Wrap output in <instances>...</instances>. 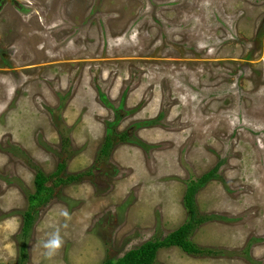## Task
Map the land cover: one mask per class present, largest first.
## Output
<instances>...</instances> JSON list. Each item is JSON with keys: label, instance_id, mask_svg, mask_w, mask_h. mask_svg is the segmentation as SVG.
Masks as SVG:
<instances>
[{"label": "rangeland", "instance_id": "374dc122", "mask_svg": "<svg viewBox=\"0 0 264 264\" xmlns=\"http://www.w3.org/2000/svg\"><path fill=\"white\" fill-rule=\"evenodd\" d=\"M114 111L129 140L94 162ZM61 158L88 173L38 209L23 264H100L164 236L213 166L190 239L217 253L159 248L155 264H264V0H0V264H19L35 168Z\"/></svg>", "mask_w": 264, "mask_h": 264}, {"label": "trees", "instance_id": "16d2710c", "mask_svg": "<svg viewBox=\"0 0 264 264\" xmlns=\"http://www.w3.org/2000/svg\"><path fill=\"white\" fill-rule=\"evenodd\" d=\"M99 94V99L104 104H109L106 97L102 93ZM160 115H157V117ZM156 117V118H157ZM119 120L118 112L114 111V119L105 122V131L102 142L97 150V154L94 158V162H100L105 160L111 148L117 140L124 141L129 140L126 133L121 131L116 133L114 126ZM152 120L138 121L135 126H146ZM61 148L64 149L68 145V138L65 135L61 137ZM139 143V142H137ZM65 160L61 158L55 165V168L50 173L44 174L37 167L33 174V190L26 191L25 193V207L20 212L21 224L19 231L20 244L17 248V261L19 264H23L26 258V246L25 239L28 236L29 230L35 221L38 209L45 205L51 197L56 195L54 191L55 187L60 185L75 182L84 173L88 171L78 173H65ZM217 170L216 166H213L209 170L203 172L200 176L194 179H187L185 182V188L181 197L182 206L186 212V218L174 229L166 233L162 237H152L144 240L138 246L127 249L122 252L118 257H106L100 264H155L156 252L159 248H167L175 246L186 254L190 255H211L216 254L217 250H213L209 247H202L194 243L190 239V235L193 229L205 220H209L211 216L198 215L196 213V206L194 202V194L196 190L201 187L206 181L215 176ZM50 181V184L47 182Z\"/></svg>", "mask_w": 264, "mask_h": 264}]
</instances>
